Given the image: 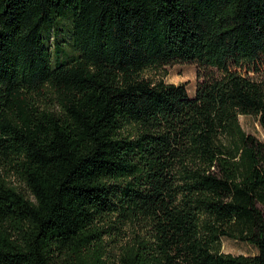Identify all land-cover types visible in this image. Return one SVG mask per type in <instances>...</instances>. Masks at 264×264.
Wrapping results in <instances>:
<instances>
[{
    "label": "trees",
    "instance_id": "16d2710c",
    "mask_svg": "<svg viewBox=\"0 0 264 264\" xmlns=\"http://www.w3.org/2000/svg\"><path fill=\"white\" fill-rule=\"evenodd\" d=\"M179 63L194 97L143 76ZM241 115L264 131V0H0V264H264Z\"/></svg>",
    "mask_w": 264,
    "mask_h": 264
},
{
    "label": "rangeland",
    "instance_id": "374dc122",
    "mask_svg": "<svg viewBox=\"0 0 264 264\" xmlns=\"http://www.w3.org/2000/svg\"><path fill=\"white\" fill-rule=\"evenodd\" d=\"M55 36H57V34L52 32L50 44L53 54V61L68 60L72 56L77 55V51L72 43L71 18L64 19L59 24L58 38L63 45L62 50L59 54L55 52L54 48L56 38ZM198 68V65L195 63H179L174 65H167L161 69L146 70L143 73V76L148 80H158L160 78H163L166 82L170 83H185L188 94L190 95V97H194L197 87V73L199 71ZM239 120L245 132L251 133L264 140V131L256 117L251 115H241L239 117ZM7 169L8 167L2 161H0V175L6 176L9 173V178L19 184V182L17 181V177H15L12 172H8ZM221 250L223 252L232 254L256 255L258 253V249L254 245L229 237H223L221 239Z\"/></svg>",
    "mask_w": 264,
    "mask_h": 264
}]
</instances>
